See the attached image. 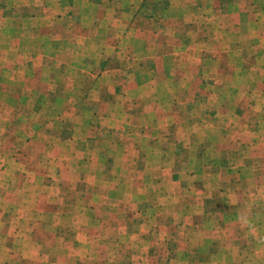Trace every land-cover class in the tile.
Returning a JSON list of instances; mask_svg holds the SVG:
<instances>
[{
    "label": "rangeland",
    "instance_id": "obj_1",
    "mask_svg": "<svg viewBox=\"0 0 264 264\" xmlns=\"http://www.w3.org/2000/svg\"><path fill=\"white\" fill-rule=\"evenodd\" d=\"M0 264H264V0H0Z\"/></svg>",
    "mask_w": 264,
    "mask_h": 264
}]
</instances>
